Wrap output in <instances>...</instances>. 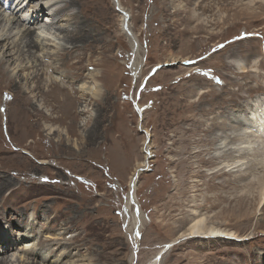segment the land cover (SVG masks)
Segmentation results:
<instances>
[{
  "label": "rangeland",
  "instance_id": "obj_1",
  "mask_svg": "<svg viewBox=\"0 0 264 264\" xmlns=\"http://www.w3.org/2000/svg\"><path fill=\"white\" fill-rule=\"evenodd\" d=\"M65 13L75 35L47 41L60 83L73 93L96 71L101 94L47 100L44 84L6 114L20 88L0 76V228L20 222L17 240L35 244L13 264H264V0H77ZM198 217L228 237H181Z\"/></svg>",
  "mask_w": 264,
  "mask_h": 264
},
{
  "label": "bare ground",
  "instance_id": "obj_2",
  "mask_svg": "<svg viewBox=\"0 0 264 264\" xmlns=\"http://www.w3.org/2000/svg\"><path fill=\"white\" fill-rule=\"evenodd\" d=\"M75 1L77 2V0H7L6 2L5 1L0 2V76L2 79H9L10 82H13L12 84L18 85L20 88V93H17V94L12 93L14 97H11L8 100H6L5 108L3 107V109L5 110V113L7 112V109H8V112L10 111L11 104L12 102L16 100V98H19L20 100L27 101V102L32 100L31 97L32 98L33 97L43 98L44 92H43L42 87L44 84H45V87L49 85L53 86L52 89H49L48 87V89L46 88L48 91L45 90L47 94V100H48L49 91L55 95H60V94L63 95V98H62L63 102H66V101L72 102L74 100L80 101V99L84 98L85 95L86 97H89L91 99L93 98L96 99L100 96L101 88L99 87L98 78H97L99 77V75L96 71H89L87 73L86 80L83 79L81 83L80 82L77 83L78 90L73 91V93L71 92L72 91L71 89H70L71 91L69 90L68 86L66 87L62 86L63 85L61 84L62 79L61 77H59L60 75L56 73V71L59 72V69H60L58 67V64L55 62L56 59H59V58L55 56V52H54V47L58 43H56L55 41L56 39H53V37L58 38V39L60 38L65 39L63 33H65L66 35H71V36L75 35L74 24H72L74 20L73 21L71 20L70 22V19L72 18L73 14L71 13L63 14V12H65L66 9L68 10L70 6L75 5ZM59 3L60 4L63 3V4L59 6ZM116 3L118 4L120 12L122 13V15L120 16V26L126 33L130 34L129 27H127V23H128L127 22L128 21L127 12L123 9L122 5H120V2H116ZM57 5L58 7H56ZM102 10L103 9H101V6L98 5V7L96 8L97 14H94V15L98 18H101L99 17V13L103 15ZM44 15H47V16H44ZM37 26L47 29L46 31L44 30L42 31L44 33L43 36L39 35L38 33L36 34L37 32L36 30H38ZM52 28L60 32L56 34L57 31L52 32ZM69 33H73V34H69ZM18 35L19 37L17 38ZM41 36L42 38L40 39ZM135 39L136 38H134V40ZM47 41L52 42L50 45L54 47L53 48L48 47L49 42L47 43ZM58 46L60 45H57V47ZM33 48H35V50L36 48H39L40 51L43 52L41 58L38 56L35 58L36 55L32 53ZM20 55H23L24 57L21 59ZM30 55L34 57V61H32L31 64H29V61H28ZM46 56H48V58H51V59L53 58V60L48 61L47 63L45 60H43L44 57ZM7 57L13 58L14 63L12 65L7 64L8 63ZM25 67H27V69L28 68L32 69L31 71L26 72V75H24L23 77L27 80H30V78L33 79L34 85L30 87V91H27L28 88L27 89L25 88L23 84L24 80L22 79V77H20L21 76L20 73L21 71L24 70ZM49 69L51 72H54V74H51V72H49ZM42 76H45V77L41 79ZM28 92L31 93L32 95H28L27 94ZM13 108L16 110L17 118L20 117V114H23V115L27 114L24 111V109L21 107V105L14 106V103H13ZM17 120H21V122L17 124L18 125L17 129H20L21 124H22V119H17ZM259 126H262L260 128L264 129L263 127L264 120L262 122L261 121L259 122ZM44 128L49 130V132L46 130L48 133H52L53 131L55 132L57 129L51 123L50 124L47 123L46 125H44ZM33 129H37V127L36 128L34 127ZM259 135L261 136L262 133L259 132ZM24 151L29 153L28 149L26 148L24 149ZM146 158H148V156ZM146 158L136 163L135 171L130 176L131 180L129 183H130L131 191H130L129 202L131 203L128 204L129 207L134 205L133 195H134V190L136 186V180L138 177L137 175L139 174L141 169L147 166ZM46 162H47L46 160L40 161V163H46ZM0 194H1V189H0ZM138 212H140V210L138 211V209L135 207L134 217H135V223H136L135 227H137L135 233L137 235H138L137 230L140 227V224L138 222L140 218H137ZM1 219L2 218H0V222H1ZM204 219H205L204 217H198L196 219L195 218L192 219L191 222H189V224L187 225V227L185 226L186 228L182 231L181 237L183 236L220 237V236L228 235V234L226 235L227 233L226 230H221V228L218 229L214 226H210L211 224L206 225L205 223L206 219L205 220ZM28 220L26 219L25 222L23 223L28 224ZM8 224H9L8 225L9 228L7 231H4V229L2 230L0 228V252L3 254L0 256V264H13V262L15 261L12 258L14 256L16 257L15 251L19 252L20 253L19 255H21V253H24L27 255V254H31L35 252L34 251L35 248L33 249V247H35L33 240L31 239L27 240V238H29L30 236L31 231L29 233L26 231H23L20 236L21 239L18 241L17 236L15 235L16 234L15 229H17L16 225L17 224L19 225L20 222L18 223L14 222L12 224L9 222ZM54 238H57V237H54ZM2 239H4L3 243L1 242ZM20 245L22 246L21 248H19ZM6 247H8V249L10 248L11 250H13V248L15 249L19 248V249L13 250L14 252L11 254L12 257L11 256L8 257L7 255L8 250H6ZM1 248H3V250H1ZM16 259H19V257ZM25 260L23 259V261ZM154 261L157 264L158 256H157V259H154ZM33 263H34L33 260L29 262V264H33ZM39 264L41 263L39 262ZM71 264H83V263H74L73 261Z\"/></svg>",
  "mask_w": 264,
  "mask_h": 264
}]
</instances>
